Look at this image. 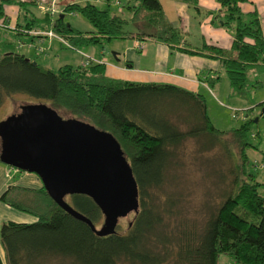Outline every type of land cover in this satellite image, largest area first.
Listing matches in <instances>:
<instances>
[{"label": "trees", "instance_id": "1", "mask_svg": "<svg viewBox=\"0 0 264 264\" xmlns=\"http://www.w3.org/2000/svg\"><path fill=\"white\" fill-rule=\"evenodd\" d=\"M172 1L187 6L198 2ZM214 1L220 6L219 26L233 38L229 56L214 46L204 44L192 49L185 45L181 32L167 19L161 0H125L129 18L111 13L110 0H105L107 7L102 10L89 2L71 3L63 12L56 10L58 14L41 13L37 8L39 0H17L24 23L17 22L12 31L16 35L52 32L70 50L78 51L83 45L129 38L133 33L124 27L131 23L139 33L132 36L141 44L145 42L143 37H152L181 54L218 60L231 95L244 97L254 88L248 72L264 67L260 18L255 10L247 14L242 11L247 0ZM31 7L42 15L36 16ZM65 13L81 15L92 30L75 31L64 22ZM5 18L0 2V24L4 27ZM220 80L218 74L203 82L213 85ZM14 95L32 97L58 114L62 112L110 133L132 169L139 211L124 232L97 237L86 224L61 210L43 187L6 190L0 194V202L33 216L35 222L0 225L5 264H53L58 260L70 264H218L221 255L229 256L234 264H264V196L258 191L261 185L254 174L246 168V151L253 148L246 138L251 121L245 119L236 129L219 131L206 114L203 97L197 93L167 84L110 79L105 75L104 64L63 65L51 70L33 64L24 55L0 52V107ZM175 115L188 126L186 131H180L170 120ZM202 136L219 144L229 156V148L236 150L229 190L201 230L194 226L167 232L165 217L173 218L174 205L172 201L156 204L155 192L169 180V170L177 164L175 151L181 143ZM170 179H175L174 175ZM66 202L95 226L102 218L86 196L73 195Z\"/></svg>", "mask_w": 264, "mask_h": 264}, {"label": "rangeland", "instance_id": "2", "mask_svg": "<svg viewBox=\"0 0 264 264\" xmlns=\"http://www.w3.org/2000/svg\"><path fill=\"white\" fill-rule=\"evenodd\" d=\"M15 1L17 0L2 3L4 13L11 17V23L9 26L0 29L1 53L24 55L27 60H31L44 68L57 70L60 66L66 64L79 65L81 61H84L79 54H84L85 51L87 55L90 54L88 53L90 51L95 56V61L98 58L101 60L103 57H108L114 61L112 53H122L132 42L131 39L111 40L105 41L101 45H83L78 51H72L55 40L56 42L53 43L51 50H48V42L40 45L32 37L33 33L16 35L17 32L12 31L17 20L16 17H20L19 24L23 25V19L18 13V4ZM164 1L173 4L172 0ZM88 2L95 4L100 10L107 7L105 0H58L56 8L58 12H63L64 7L68 4H86ZM124 3L125 0H110L111 13H121L124 18H129L130 15L127 13ZM246 4L247 2L243 5ZM255 7L260 10V13H258L255 8L260 18L264 36V2ZM30 10L36 16L42 15L34 7H31ZM168 14H170L169 19L173 23H179L178 26L183 31L187 41L199 42V39L194 38L198 33L199 22L204 20L203 14H197L192 8L189 9L188 13L184 11L171 13L169 11ZM64 22L70 24L77 32L84 33L92 30L91 25L77 13H65ZM124 30L135 32L137 29L135 25L129 23L124 27ZM188 30L190 35L186 34ZM228 33L231 35L230 32ZM142 44L144 50L146 42ZM101 50L103 53L100 55ZM143 50L142 52H144ZM213 63V68L221 72V80L215 86L207 84V88L201 89L200 94L205 103L206 114L212 125L223 132L240 127L245 119L251 121L246 138L253 148L246 151L248 159L246 168L249 173L254 174L256 182L261 185L258 191L264 196V67H257L248 72L249 83L254 88L251 87L244 97H239L231 95L227 76L220 63L217 61ZM13 97L14 99H6L0 107V121L18 112L21 106L39 103L36 99L26 95H14ZM59 115L63 119L71 118L62 112H59ZM175 116H170V120L180 131H186L188 126L184 124L180 116ZM229 150H231V156L219 144L211 142L207 136L187 139L177 148L175 151L177 164H174L176 166L169 170V180L164 182L163 187L155 192L156 204L162 206L165 201L169 203L172 201L174 205L175 215H173V218L165 217V224L168 225L165 231H179L184 228L190 230L194 226L197 230L202 229L209 214L215 211L224 200L233 179L232 169L236 163L235 154L237 153L232 148H229ZM16 171L23 173L19 170ZM173 175L175 179L172 180L170 177ZM132 218L133 214H129L127 217L120 219L116 231L119 233L124 232ZM101 225L102 218L96 224V228L99 229ZM229 259H231L229 256L221 255L218 264H226L225 261ZM53 264L70 263L58 260Z\"/></svg>", "mask_w": 264, "mask_h": 264}, {"label": "water", "instance_id": "3", "mask_svg": "<svg viewBox=\"0 0 264 264\" xmlns=\"http://www.w3.org/2000/svg\"><path fill=\"white\" fill-rule=\"evenodd\" d=\"M0 164L36 175L49 198L97 237L116 234L119 220L139 211L137 183L114 137L83 121L63 119L44 103L21 106L0 121ZM73 195L97 206L99 229L66 202Z\"/></svg>", "mask_w": 264, "mask_h": 264}, {"label": "crops", "instance_id": "4", "mask_svg": "<svg viewBox=\"0 0 264 264\" xmlns=\"http://www.w3.org/2000/svg\"><path fill=\"white\" fill-rule=\"evenodd\" d=\"M263 2L264 0H247V4L242 5V11L245 14L250 13L255 10V6L262 4ZM161 5L169 22L181 32L185 45H188L192 49H200L204 44H206L208 46H214L222 49L227 52L228 56L230 55L233 38L226 30L219 26V15L221 16L220 6L214 0H198L195 6H187L176 1H173L172 4L161 0ZM191 8L194 9L197 14H203L204 16V20L198 24V33L196 38H194L199 39L198 43L195 41H187L183 31L178 26L179 23L175 24L169 19V11L171 13H179L182 11L188 13L189 9ZM127 13L130 15V12ZM258 13H260V10H258ZM3 14L6 17L4 21L5 24L6 26H9L11 23V17H9L8 14H5L4 11ZM16 19L17 23L19 22L20 17L18 16ZM135 32H132V35L139 34ZM186 34L190 35L189 30ZM131 36L127 38L131 39V44H129V46H127L124 51H122V53H112L115 59L114 61L108 57H103L104 59L102 58L101 60L98 58V60H96L101 61L104 64L105 75L108 78L132 83L167 84L201 95V89L207 88V84H205L203 81L214 79V77L218 74L221 76V72L213 68V62H219L216 59L181 54L176 49H172L162 43L155 41L152 37H143L146 42V47L144 46V52L141 51V54V52L139 53L134 49V39L137 38H135V36ZM32 37L34 40L36 39L40 45H44L46 42H48V50H51L53 43L56 42L55 40L49 39L46 36L37 37L35 34H33ZM85 53L86 51L84 54H79L80 58L82 57L84 61L85 59L83 55H86L91 59H96L90 51L88 52L90 53L88 55ZM102 53L103 52L101 50L100 55ZM84 61H81L79 65L75 64L76 66L72 64L66 65L79 67L84 65ZM216 84L214 83L213 85L215 86ZM15 187L29 190H39L42 188V184L34 174L31 175L30 173L25 172L20 173L15 170H11V167L9 166L0 164V194ZM4 222L32 224L35 222V218L26 213L14 210L8 205L0 202V225ZM225 262L226 264H234L231 259L226 260ZM0 264H5L4 253L1 244Z\"/></svg>", "mask_w": 264, "mask_h": 264}, {"label": "built area", "instance_id": "5", "mask_svg": "<svg viewBox=\"0 0 264 264\" xmlns=\"http://www.w3.org/2000/svg\"><path fill=\"white\" fill-rule=\"evenodd\" d=\"M21 1H26V0H21ZM57 2L58 0H39L38 2V10L41 12V13H46V12H50L52 14H56V10H57ZM0 28H4V26H2L0 24ZM35 35H42V36H46L47 38L49 39H53V40H56L58 41L61 45L67 47L70 49V46L65 43L62 38H60L59 36L55 35L54 33L52 32H47V33H34ZM134 49L136 51H142L143 50V44H141L140 42L138 41H135V44H134ZM84 59H85V63L84 65H88L89 63H102L101 61H95L94 59H91L90 57L86 56V55H83ZM11 170H15L14 168H11ZM16 171V170H15Z\"/></svg>", "mask_w": 264, "mask_h": 264}]
</instances>
